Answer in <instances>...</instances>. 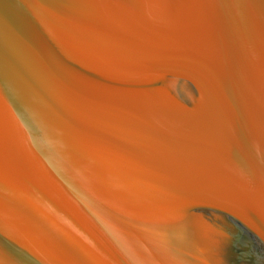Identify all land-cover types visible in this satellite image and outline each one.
Listing matches in <instances>:
<instances>
[{
	"label": "water",
	"instance_id": "95a60500",
	"mask_svg": "<svg viewBox=\"0 0 264 264\" xmlns=\"http://www.w3.org/2000/svg\"><path fill=\"white\" fill-rule=\"evenodd\" d=\"M0 264H264V0H0Z\"/></svg>",
	"mask_w": 264,
	"mask_h": 264
}]
</instances>
